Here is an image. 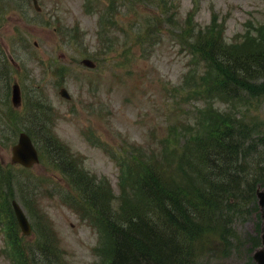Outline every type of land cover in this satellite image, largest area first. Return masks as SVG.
<instances>
[{"label": "rangeland", "instance_id": "374dc122", "mask_svg": "<svg viewBox=\"0 0 264 264\" xmlns=\"http://www.w3.org/2000/svg\"><path fill=\"white\" fill-rule=\"evenodd\" d=\"M162 1L38 0L41 8L38 11L34 0H0V76L13 66L15 80L27 87V96L51 105L58 117L54 131L77 156L78 160H74L89 170L97 182L99 176H105L106 181L110 179L116 193L121 191L120 167L112 150L131 145L144 146L145 151L151 152V147L157 144L152 142L151 130L164 138L169 121L181 122L182 116H193L198 108L204 107L197 106L200 102L196 98L200 97L178 101L184 92L174 89L189 68L191 49L187 48L188 43L182 45L174 31L178 27L169 24L166 15L174 16L172 19L181 29L188 23L187 14L196 1L200 7L194 18L202 26L212 19L214 12L228 15L226 37L233 40L232 48L238 52L247 50L249 57L258 48L246 40L243 45L236 35L248 28L246 23L264 27V0H164L166 4ZM113 3L110 8L116 10L114 27L102 16L103 11L113 13L108 8ZM161 5L168 12H163L165 8ZM84 56L94 59L96 66L84 65L81 61ZM199 67L205 69V62ZM62 86L68 89L69 100L60 95ZM220 104L219 98L217 105ZM246 121L247 131L252 130L251 124H264V105L261 114L248 111ZM244 134L250 140V132ZM164 146H160V152L162 149L166 154ZM249 148L253 155L255 150ZM10 156L9 146L0 145V160L5 166L11 162ZM32 169L33 175L43 179L37 201L53 225L49 235L58 245L57 264H92L100 260L97 245L101 233L97 226L60 199L61 191H79L46 162L41 161ZM49 181L51 184L58 181L57 189L61 191L52 189ZM99 184L105 186V182ZM133 200L139 207L147 204L145 199ZM257 200H250L248 206ZM120 204H116L119 209ZM255 211L250 209L242 217L227 219L229 228L238 231L241 238L245 235L246 248L248 241L256 243L248 240L249 235L257 233L255 226L259 219L261 222ZM5 233L0 224V264H14L5 250L8 247ZM30 237L24 243L32 245L34 237ZM241 257L224 262L226 257L220 254L215 255V260L203 257L202 262L245 264Z\"/></svg>", "mask_w": 264, "mask_h": 264}, {"label": "trees", "instance_id": "16d2710c", "mask_svg": "<svg viewBox=\"0 0 264 264\" xmlns=\"http://www.w3.org/2000/svg\"><path fill=\"white\" fill-rule=\"evenodd\" d=\"M184 38L194 40L195 49L211 60L209 67L214 64L219 72L215 80L207 78L199 82L196 79L193 92H188L186 98L218 95L216 98L225 99L224 107L219 109L209 99L193 116L187 115L185 120L167 125V136L174 144L170 150L164 148L166 154L162 149L161 152L153 149L143 151L140 157L131 160L130 181L123 186L121 206L128 207L127 187L140 185V191L147 195L154 214L128 212L124 223L114 226L110 223L109 232L114 241L111 264H190L197 248L201 252L206 248L214 251L212 238L215 229L222 225L217 200L221 201L223 193L227 204L238 197L233 208L229 209L230 213L235 206L244 208L241 202L254 196L257 182L264 181V126L254 125L248 140L243 125L236 124L238 119L231 115L236 105L234 96H237L231 90L233 81L244 86L241 87L244 92L254 95L249 103L255 110H260L261 100L257 97L264 98V54H258L252 61L238 57L240 53L231 56L214 21L205 28L189 24ZM258 46H263L259 50L264 49L263 36ZM236 65L241 66L239 71L232 68ZM243 70L260 72L258 78L262 81L251 83L235 76ZM237 104L241 112V104ZM159 142L162 147L168 143V138H161ZM249 147L255 150L253 155ZM177 173L183 175L182 181L176 180ZM2 211L6 213L7 207ZM224 216L230 217L229 214ZM148 223L160 226L164 232L159 249V242L155 245L149 243L150 236L143 240ZM224 234L225 231L219 228L218 236ZM185 243L188 248L183 247ZM160 249L164 253L157 255L156 251Z\"/></svg>", "mask_w": 264, "mask_h": 264}, {"label": "water", "instance_id": "95a60500", "mask_svg": "<svg viewBox=\"0 0 264 264\" xmlns=\"http://www.w3.org/2000/svg\"><path fill=\"white\" fill-rule=\"evenodd\" d=\"M84 62L89 65H92V63L89 60H84ZM14 91H15V95H14L13 101L15 102V101H18L19 94L15 88H14ZM63 93L67 95L65 91H63ZM21 136L22 137H21L19 144L14 149V159L15 160L19 159L24 164L29 166V164L37 160L36 151L34 147H32L30 138L25 136L24 134H21ZM16 213L23 227H26L25 216L22 214L21 210L18 207H17Z\"/></svg>", "mask_w": 264, "mask_h": 264}, {"label": "bare ground", "instance_id": "6f19581e", "mask_svg": "<svg viewBox=\"0 0 264 264\" xmlns=\"http://www.w3.org/2000/svg\"><path fill=\"white\" fill-rule=\"evenodd\" d=\"M214 195H215V191H214ZM225 195L226 194H224L223 193V195H221L222 197H221V201H218L217 200V202H218V204H220V205H222V204H224V203H226V201H225ZM216 196V195H215ZM216 198H217V196H216ZM161 227L160 226H156L155 224H153V223H148L147 225H146V227H145V231H144V234H143V240L145 241V239H146V237L147 236H150L152 239L149 241V243L150 244H154V243H156L157 244V242H159L158 244V249L159 248H161V244H160V242H163L164 241V232H162L161 231ZM158 231V235L156 236L154 233L155 232H157ZM136 237V236H135ZM155 245V244H154ZM183 247L184 248H188L189 247V245L187 244V243H185V244H183ZM162 252H163V250H158V251H156V254L158 255V254H162ZM164 253V252H163ZM39 261V260H38ZM45 261H54V259H51V258H47V259H45ZM45 261L44 262H42V263H45ZM39 262H41V261H39Z\"/></svg>", "mask_w": 264, "mask_h": 264}]
</instances>
